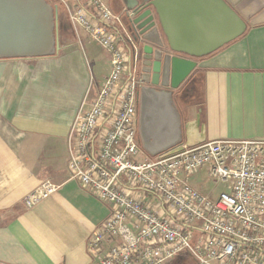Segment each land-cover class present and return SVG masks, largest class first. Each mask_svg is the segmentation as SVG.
Here are the masks:
<instances>
[{"label":"crops","instance_id":"0c3cea01","mask_svg":"<svg viewBox=\"0 0 264 264\" xmlns=\"http://www.w3.org/2000/svg\"><path fill=\"white\" fill-rule=\"evenodd\" d=\"M105 1L116 11L128 8L122 0ZM224 1L246 28L196 57L187 94L174 91L185 143L264 139V0ZM172 3L173 34L204 38L201 51L237 29L234 23L226 28L223 14L204 0ZM88 37L85 45L61 49L56 57L0 58V264L97 260L88 241L110 205L68 177L69 134L77 111L91 81L99 88L111 72L109 53L104 50L101 57L99 44ZM46 180L58 189L26 206L25 198Z\"/></svg>","mask_w":264,"mask_h":264},{"label":"built area","instance_id":"2783aa9c","mask_svg":"<svg viewBox=\"0 0 264 264\" xmlns=\"http://www.w3.org/2000/svg\"><path fill=\"white\" fill-rule=\"evenodd\" d=\"M58 1L74 31L88 34L111 62L102 86L89 84L69 134L68 177L111 208L88 241L95 264H168L185 251L199 264H264V139L181 142L149 155L138 136L142 38L122 21L127 13L137 30L135 10ZM204 171L224 185L218 196L195 183ZM57 189L44 181L26 206Z\"/></svg>","mask_w":264,"mask_h":264},{"label":"water","instance_id":"95a60500","mask_svg":"<svg viewBox=\"0 0 264 264\" xmlns=\"http://www.w3.org/2000/svg\"><path fill=\"white\" fill-rule=\"evenodd\" d=\"M122 2L128 9L135 10L134 21L144 40L138 136L142 148L155 156L183 141L182 115L174 91L197 67L195 58L235 39L246 26L224 0H204L223 14L226 28L234 23L237 29L232 34L227 31V36L220 38L210 50L201 51L204 38L173 34L170 16L173 0ZM161 31L166 42L160 36ZM60 50L56 6L47 0H0V58L48 57Z\"/></svg>","mask_w":264,"mask_h":264},{"label":"rangeland","instance_id":"374dc122","mask_svg":"<svg viewBox=\"0 0 264 264\" xmlns=\"http://www.w3.org/2000/svg\"><path fill=\"white\" fill-rule=\"evenodd\" d=\"M108 1V0H107ZM54 4L58 7V36L61 45V49H69L72 46H81L85 45L89 42V37L83 32L79 33L75 32L74 29L71 27L66 12L64 11V6L58 0H54ZM122 21L129 31V33L135 37V27L127 13H123ZM86 38V39H85ZM91 41V40H90ZM97 50L99 51L100 56L106 54L104 49L100 45H96ZM98 60H102L100 57ZM104 61V59H103ZM104 72V71H103ZM202 182L198 183L199 187L208 194H211L213 197L218 196L222 191L225 190V187L222 183H216L211 179H207L205 171L202 172ZM168 264H199L196 258L192 255L190 251H185L183 254H180L174 257Z\"/></svg>","mask_w":264,"mask_h":264},{"label":"flooded vegetation","instance_id":"af4514ba","mask_svg":"<svg viewBox=\"0 0 264 264\" xmlns=\"http://www.w3.org/2000/svg\"><path fill=\"white\" fill-rule=\"evenodd\" d=\"M140 30H135V35L138 36ZM140 35V34H139ZM160 36L161 38L163 39L164 42H166L165 40V36L160 32ZM140 41V40H139ZM144 44V40H141L140 42V48L142 49V46ZM141 49H140V56H139V64H140V75L142 76V73H143V69L145 68L143 62H144V59H143V53L141 52ZM144 84V83H143ZM142 84V85H143ZM157 88H160V86H158Z\"/></svg>","mask_w":264,"mask_h":264},{"label":"trees","instance_id":"16d2710c","mask_svg":"<svg viewBox=\"0 0 264 264\" xmlns=\"http://www.w3.org/2000/svg\"><path fill=\"white\" fill-rule=\"evenodd\" d=\"M49 3H51L52 5H54V6H56L55 4H54V0H47ZM57 7V6H56ZM57 9H58V7H57ZM59 11V10H58ZM61 53V50L58 52V53H56V54H54V55H52V56H48V57H56V56H58L59 54ZM189 78V77H188ZM188 78L182 83V85L180 86V89L182 90V91H185V95L187 94L186 93V87L188 86V83H187V80H188ZM187 83V84H186ZM192 84V83H191ZM190 85V84H189Z\"/></svg>","mask_w":264,"mask_h":264}]
</instances>
